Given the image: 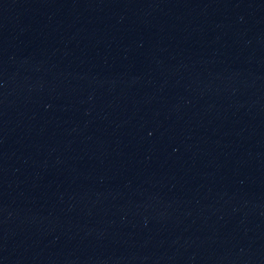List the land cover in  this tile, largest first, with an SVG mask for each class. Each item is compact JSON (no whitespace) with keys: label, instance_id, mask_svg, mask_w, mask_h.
Listing matches in <instances>:
<instances>
[{"label":"water","instance_id":"obj_1","mask_svg":"<svg viewBox=\"0 0 264 264\" xmlns=\"http://www.w3.org/2000/svg\"><path fill=\"white\" fill-rule=\"evenodd\" d=\"M0 264H264V0H0Z\"/></svg>","mask_w":264,"mask_h":264}]
</instances>
